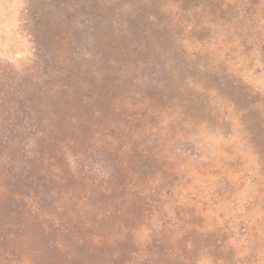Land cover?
Returning <instances> with one entry per match:
<instances>
[{
    "label": "rangeland",
    "instance_id": "374dc122",
    "mask_svg": "<svg viewBox=\"0 0 264 264\" xmlns=\"http://www.w3.org/2000/svg\"><path fill=\"white\" fill-rule=\"evenodd\" d=\"M0 264H264V0H0Z\"/></svg>",
    "mask_w": 264,
    "mask_h": 264
}]
</instances>
